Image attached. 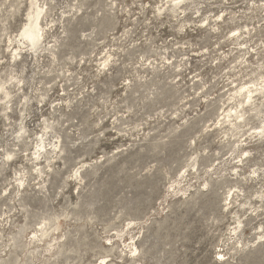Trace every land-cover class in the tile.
Instances as JSON below:
<instances>
[{"label": "clouds", "instance_id": "clouds-1", "mask_svg": "<svg viewBox=\"0 0 264 264\" xmlns=\"http://www.w3.org/2000/svg\"><path fill=\"white\" fill-rule=\"evenodd\" d=\"M0 264H264V0H0Z\"/></svg>", "mask_w": 264, "mask_h": 264}]
</instances>
